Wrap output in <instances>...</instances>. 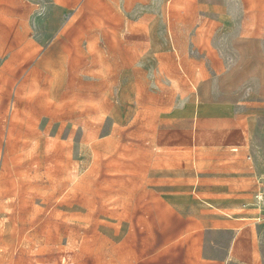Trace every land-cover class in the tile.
Instances as JSON below:
<instances>
[{
    "label": "rangeland",
    "instance_id": "rangeland-1",
    "mask_svg": "<svg viewBox=\"0 0 264 264\" xmlns=\"http://www.w3.org/2000/svg\"><path fill=\"white\" fill-rule=\"evenodd\" d=\"M218 6L228 21L202 20ZM89 8L100 37L74 46L52 37L51 6L28 7L29 36L0 37V264H264V0ZM200 102L235 116L183 114ZM233 190L248 204L223 212L231 251L230 232L185 228L208 216L198 201Z\"/></svg>",
    "mask_w": 264,
    "mask_h": 264
},
{
    "label": "crops",
    "instance_id": "crops-1",
    "mask_svg": "<svg viewBox=\"0 0 264 264\" xmlns=\"http://www.w3.org/2000/svg\"><path fill=\"white\" fill-rule=\"evenodd\" d=\"M138 2L139 0H0V37L5 38L11 36H29L30 33H28L26 26V16L28 12V7L33 5L51 6L52 13L56 15V17H58L57 29L52 33V37L66 38L69 42L71 39V44L74 46L78 39H91L92 37H100L98 35V31H101L103 29V25L99 24L96 19H90L91 16L89 7L92 4L112 6L114 7L113 10L116 11V16L119 17L120 14L118 13L116 7H125L128 5L137 4ZM223 4V2H220L217 5ZM76 6L79 8L81 7L80 12L83 15L86 14V18H78L77 22H75L74 11V7ZM208 11L209 12H206V14L202 17V20H211L209 17H215L214 15H216L218 16V19L216 20L217 22L228 21V17H225V14L222 13L221 6L208 9ZM64 15H68L67 20L65 22L62 21V17ZM208 15L210 16L208 17ZM93 21L96 23V27L91 26ZM111 29L114 31L113 27ZM208 33L210 34L209 31ZM47 35L48 34H46L45 36ZM200 40L201 38L197 36L193 39L192 42L195 46L202 45L200 50L202 49L206 50V52H209L208 49L211 47L209 46V44H207L206 46V43H208L207 38L204 42H200ZM138 47L139 44L137 43L135 46L129 48L132 59L138 60V57L140 56V50ZM176 48L174 49L177 54H184V51L182 50V48L178 47V44ZM142 53L143 52H141L140 54ZM161 54H164L167 60L174 59V55L171 51L163 52ZM210 60L201 59L197 62H193L192 64L199 63L201 69L207 71L208 67L214 64L213 62L216 61V59ZM189 67L191 68L189 64L185 66L186 70L188 69L187 71H191L188 72L189 76L195 80L200 79L199 75L194 70H191ZM183 114L186 116L194 115L200 122L218 123L223 119L234 117L235 109L230 102H200L198 103V105L188 107V109ZM256 189L257 182L255 184L254 193ZM242 196L243 193L234 190L225 192L219 191L212 194V197H207V199L203 200L201 199L196 203V205L199 208V212H201V214L206 213V215L208 216L206 217V219L200 218V220L197 221H193L190 216H186L184 219L185 228H189L192 225H196L198 227L200 226L201 228L215 227L219 230L230 232L232 242L229 247L231 251V249L234 247L235 242V233L232 230L233 222L231 219L226 217L223 212L245 209L248 203ZM175 201V199H169L168 202L172 206L176 204L174 203ZM182 201L185 202L187 201V199H183ZM210 208L216 211V213L211 214V212L214 211L210 210ZM258 214L259 211H257L255 216L253 217L254 220L256 219ZM229 247L228 249H226V255L229 251ZM247 260L250 261L249 257L247 258Z\"/></svg>",
    "mask_w": 264,
    "mask_h": 264
},
{
    "label": "built area",
    "instance_id": "built-area-1",
    "mask_svg": "<svg viewBox=\"0 0 264 264\" xmlns=\"http://www.w3.org/2000/svg\"><path fill=\"white\" fill-rule=\"evenodd\" d=\"M247 160H250V157H246ZM254 199L259 211L258 216L256 217V222L264 223V177L257 180V189L254 193Z\"/></svg>",
    "mask_w": 264,
    "mask_h": 264
}]
</instances>
